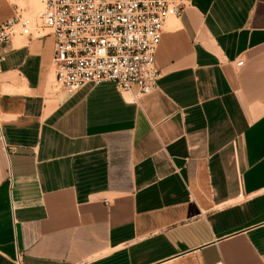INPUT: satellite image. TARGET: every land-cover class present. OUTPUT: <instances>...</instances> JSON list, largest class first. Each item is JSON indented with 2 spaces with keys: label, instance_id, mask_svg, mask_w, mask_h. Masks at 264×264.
<instances>
[{
  "label": "crops",
  "instance_id": "1",
  "mask_svg": "<svg viewBox=\"0 0 264 264\" xmlns=\"http://www.w3.org/2000/svg\"><path fill=\"white\" fill-rule=\"evenodd\" d=\"M178 1L137 97L0 43V264H264V0Z\"/></svg>",
  "mask_w": 264,
  "mask_h": 264
},
{
  "label": "built area",
  "instance_id": "2",
  "mask_svg": "<svg viewBox=\"0 0 264 264\" xmlns=\"http://www.w3.org/2000/svg\"><path fill=\"white\" fill-rule=\"evenodd\" d=\"M181 10L178 0H45L39 17L2 20L0 43L16 34H51L55 85L73 93L88 83L112 81L119 91L131 92L134 83L137 97L156 87L155 52L167 19Z\"/></svg>",
  "mask_w": 264,
  "mask_h": 264
},
{
  "label": "rangeland",
  "instance_id": "3",
  "mask_svg": "<svg viewBox=\"0 0 264 264\" xmlns=\"http://www.w3.org/2000/svg\"><path fill=\"white\" fill-rule=\"evenodd\" d=\"M14 3L13 15L20 14L24 17H39L42 11L45 0H9ZM172 18L170 16L168 19ZM167 19V21H168Z\"/></svg>",
  "mask_w": 264,
  "mask_h": 264
},
{
  "label": "bare ground",
  "instance_id": "4",
  "mask_svg": "<svg viewBox=\"0 0 264 264\" xmlns=\"http://www.w3.org/2000/svg\"><path fill=\"white\" fill-rule=\"evenodd\" d=\"M173 16V15H172ZM174 17V16H173Z\"/></svg>",
  "mask_w": 264,
  "mask_h": 264
}]
</instances>
